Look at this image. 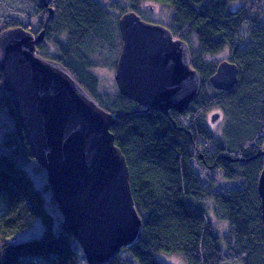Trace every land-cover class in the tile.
Here are the masks:
<instances>
[{
	"label": "trees",
	"instance_id": "16d2710c",
	"mask_svg": "<svg viewBox=\"0 0 264 264\" xmlns=\"http://www.w3.org/2000/svg\"><path fill=\"white\" fill-rule=\"evenodd\" d=\"M128 1L137 14L142 2L171 5L174 15L172 29L168 28L172 34L182 39L186 29L197 38L192 66L202 78V87L183 113L142 111V106L118 91L110 93L99 85L92 69L106 66L103 60L110 56L116 39V59L112 64L109 61L115 67L122 46L118 18L125 11L116 19L115 5L101 0H50L54 12L49 17L38 0H0L5 6L0 11V31L22 26L36 33L31 20L40 15L45 35L37 45L39 55L65 66L103 108L117 115L110 130L126 158L132 197L142 218V236L123 249L129 257L119 254L105 264H163L155 257L159 251L180 253L187 264H264L257 189L264 166V155L259 154L264 151V0H240L234 9L229 8L233 0ZM243 24L248 26L250 42L239 48L236 36ZM224 47L230 49L239 69L231 91L213 88L208 78L217 64L203 57ZM0 94L14 118L2 140L12 149L0 151V264H88L78 242L62 229V218L47 193L48 184L35 183L26 164L12 156L19 149L32 157L1 88V75ZM210 107L226 116L222 137H216L199 116ZM184 117L190 119L183 121ZM199 139L214 143L213 152L197 154L200 162L194 150ZM200 163L203 169L219 168L224 178H239L243 184L215 190L213 181H201ZM210 201L213 217L228 223L223 235L207 216ZM36 218L41 220L40 234L20 239L18 233Z\"/></svg>",
	"mask_w": 264,
	"mask_h": 264
},
{
	"label": "water",
	"instance_id": "95a60500",
	"mask_svg": "<svg viewBox=\"0 0 264 264\" xmlns=\"http://www.w3.org/2000/svg\"><path fill=\"white\" fill-rule=\"evenodd\" d=\"M38 2L51 17L50 0ZM44 27L37 34L22 26L0 31L1 88L31 156L46 172L62 229L78 242L88 264H105L142 236L126 158L110 130L117 115L100 106L65 66L39 55ZM118 27L122 39L114 74L118 92L142 111L168 115L170 110L188 109L202 87L188 44L135 10L122 13ZM238 73L236 63L222 60L208 80L217 90L231 91ZM219 116L212 114L211 121ZM257 189L264 250V166Z\"/></svg>",
	"mask_w": 264,
	"mask_h": 264
},
{
	"label": "rangeland",
	"instance_id": "374dc122",
	"mask_svg": "<svg viewBox=\"0 0 264 264\" xmlns=\"http://www.w3.org/2000/svg\"><path fill=\"white\" fill-rule=\"evenodd\" d=\"M9 1L10 0H5L6 3H9ZM101 1L103 3H107L108 5L110 4L115 5V7L113 8L114 9L113 12L116 13L115 14L116 19H117V16L121 14L122 11L135 10V9H130V4L128 0H101ZM239 3H240V0H233L230 3L229 8L234 9ZM3 7L5 6H2L0 4V11H1V8ZM138 8L140 9L138 10V14L141 16L142 19L146 21H151L154 23H160L172 29V19L174 15V9L171 5L165 4V3H159V2L158 3L142 2L138 5L137 9ZM39 21H40V15L36 17L35 19L31 20L32 28L35 30L36 33L39 31L41 27L39 25ZM240 29L241 30L237 34L236 38L238 41L237 47L242 48L249 44L250 36H249L248 26L246 24H243ZM181 36H183L182 39L185 40V42L188 44L190 56H191V66H192V54L196 52V49L198 47L197 38L195 34H190V32L187 31L186 29H183ZM112 43H113V40H112ZM49 53H52V52L49 51ZM102 53H103L102 54V58H103L105 51ZM116 55H117V40L115 39L113 51L111 52L108 58L106 56L105 59L103 60V64L109 67L98 66L92 69L93 72L98 77L99 85L102 88L109 91L110 93H114L118 91V87L114 79L115 67L113 65L112 67L109 65V61L111 62V64L115 61ZM203 57L206 60L214 63L215 65L222 60H229V61L235 60L232 57V53L228 47H224L220 51H217L214 53L206 54ZM8 112L9 111L5 108L3 104L2 96L0 94V151L2 152H9L12 149L11 145H8L4 141H2L4 134L7 132V130L12 129L13 124H14V118ZM213 112H219L220 116L217 120H215L214 122H211L210 118ZM199 116L202 122L212 129L216 137H222V127L226 121V116L224 112L217 109V107H210L208 109L201 110L199 113ZM181 119L183 121H187L190 119V117H184ZM199 142L200 143L196 144L195 146L196 148L194 149L196 155L197 154L200 155V153L213 152L214 143L212 141H208L206 139H199ZM11 153H12L13 158H15V160L26 164V168L29 170L30 174L33 176L35 183L37 182L38 185L41 187L47 183L45 170L42 169L41 167L36 166L37 163L33 159V157H29L28 155L22 153L19 149H15ZM198 155H197L198 159L196 158V161L198 160V162H200L199 160L201 158ZM196 161L192 160V163L194 164L197 170ZM206 168L208 169H203V166L200 163V167H198L199 171L197 172L199 173L200 179L202 182L207 184L213 181L214 182L213 188L215 190H222L224 188L226 189L238 188L239 186L243 184V180L239 178L238 179L224 178L222 170L219 168L213 169L214 167L209 168L207 166ZM47 193L50 194V190L47 191ZM50 197H51V194H50ZM52 204L54 206V210L58 211L57 206L54 201ZM207 209H209L208 206H207ZM212 209H213V202L210 201V209L208 210L207 216H209V218L212 220V225L214 229L216 230V232L219 235H223L228 230V223L223 220H219V219L216 220L217 218L215 219L213 217ZM59 217L62 218V215L60 214V212H59ZM40 221H41L40 218H36L30 227L18 233V237L24 240V239H29L31 237H34V235L36 236L37 234H40V232L42 231V226L40 224ZM120 256L127 257L128 254L126 253V251L122 250V252L120 253ZM155 257L163 264H187L184 256L180 253L169 254L166 252L159 251L155 253ZM229 264H241V262L238 261V262L229 263Z\"/></svg>",
	"mask_w": 264,
	"mask_h": 264
},
{
	"label": "flooded vegetation",
	"instance_id": "af4514ba",
	"mask_svg": "<svg viewBox=\"0 0 264 264\" xmlns=\"http://www.w3.org/2000/svg\"><path fill=\"white\" fill-rule=\"evenodd\" d=\"M36 34H37V33H36ZM173 36H174V35H173ZM174 38H179V37H175V36H174ZM186 110H187V109H186ZM175 112H176V111H175ZM183 112H184V111H183ZM183 112H182V113H183ZM214 113H216V112H213L212 114H214ZM212 114H211V116H212ZM210 120H211V118H210ZM211 122H212V121H211ZM196 156H197V155H196Z\"/></svg>",
	"mask_w": 264,
	"mask_h": 264
},
{
	"label": "bare ground",
	"instance_id": "6f19581e",
	"mask_svg": "<svg viewBox=\"0 0 264 264\" xmlns=\"http://www.w3.org/2000/svg\"><path fill=\"white\" fill-rule=\"evenodd\" d=\"M100 105V104H99ZM101 106V105H100Z\"/></svg>",
	"mask_w": 264,
	"mask_h": 264
}]
</instances>
